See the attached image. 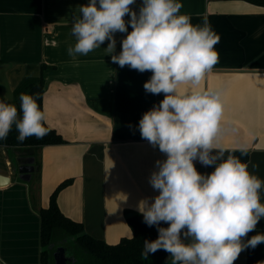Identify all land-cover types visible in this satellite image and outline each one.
Returning a JSON list of instances; mask_svg holds the SVG:
<instances>
[{"label": "crops", "instance_id": "0c3cea01", "mask_svg": "<svg viewBox=\"0 0 264 264\" xmlns=\"http://www.w3.org/2000/svg\"><path fill=\"white\" fill-rule=\"evenodd\" d=\"M87 2L0 0L1 98L13 103L20 81L42 74L46 124L66 140L37 150L40 169L31 182L14 172L15 150L0 146V173L11 176V183L0 187V257L8 264H41L38 210L49 206L51 194L67 179L72 182L57 197L60 210L109 244L133 235L125 211L139 212L143 198L158 194L149 177L165 154L141 137L137 125L164 93L145 91L151 71L112 62L127 33H115L112 54L105 40L87 55H69L76 43L73 20ZM140 4L137 0L130 7L138 12ZM182 4L181 13L190 14L193 24L207 19L220 40L215 45L218 63L198 84L181 83L178 90L219 92L222 116L216 141L225 157L250 162L248 170L264 182V6L248 0ZM42 65L48 68L42 71ZM194 163L201 173L214 170V165ZM259 191L264 203V184ZM257 231L264 232V218L244 239ZM234 264H264V243L243 250Z\"/></svg>", "mask_w": 264, "mask_h": 264}, {"label": "clouds", "instance_id": "9594fccd", "mask_svg": "<svg viewBox=\"0 0 264 264\" xmlns=\"http://www.w3.org/2000/svg\"><path fill=\"white\" fill-rule=\"evenodd\" d=\"M136 2L88 0L81 5L72 24L76 43L68 53L87 55L108 40L106 48L112 54L115 33H127L121 51L111 55L112 62L141 73L151 71L145 91L164 93L137 125L141 137L165 154L155 161L149 177L158 194L137 206L143 221L158 231L156 239L144 240L141 258L163 249L171 254L172 264H234L243 250L264 243L261 231L244 239L264 218L259 191L264 182L248 170L250 162L232 154L225 157L218 145L219 92L178 90L181 83L198 84L218 63L215 45L220 37L207 19L193 24L190 14L181 13L182 0H141L138 12L130 7ZM19 99L18 116L17 106L0 98V139L14 124L19 141L43 138L49 128L36 94L21 93ZM196 160L214 165V170L199 172ZM0 264L8 262L0 257Z\"/></svg>", "mask_w": 264, "mask_h": 264}, {"label": "trees", "instance_id": "16d2710c", "mask_svg": "<svg viewBox=\"0 0 264 264\" xmlns=\"http://www.w3.org/2000/svg\"><path fill=\"white\" fill-rule=\"evenodd\" d=\"M254 4L264 6V0H248ZM48 68L42 65V71ZM45 91V79L40 76H29L23 78L14 90V104L18 109L20 106L21 93L36 94L37 103L43 110V97ZM1 98V93H0ZM49 128V132L43 138L29 136L23 141L17 139L18 131L15 124L5 139H0V146L10 147L21 152L23 155H33L36 165L40 169V162L37 159V150L41 146L64 144L66 140L56 129ZM34 175V174H33ZM31 182V181H30ZM72 179H67L60 183L50 197V204L46 208L38 210L41 220V245L42 255L41 264H55L54 252L60 242H66L73 256L74 264H172L171 254L163 249H158L155 253H150L145 259L141 258L144 247V240H154L158 236L155 226H148L143 221L141 213L126 210L128 224L132 228V237H124L117 244H109L102 239L93 237L85 232L82 223L73 221L65 216L57 202L58 193L68 186ZM161 226L167 227V223L161 222Z\"/></svg>", "mask_w": 264, "mask_h": 264}, {"label": "water", "instance_id": "95a60500", "mask_svg": "<svg viewBox=\"0 0 264 264\" xmlns=\"http://www.w3.org/2000/svg\"><path fill=\"white\" fill-rule=\"evenodd\" d=\"M17 156L15 173H18L20 180L24 182H30L35 171L38 169V166L35 162V157L33 155H23L21 152H15ZM11 183V176L0 173V187L7 186ZM62 252L59 256V251L55 252V264H64L66 261L65 248H61Z\"/></svg>", "mask_w": 264, "mask_h": 264}, {"label": "flooded vegetation", "instance_id": "af4514ba", "mask_svg": "<svg viewBox=\"0 0 264 264\" xmlns=\"http://www.w3.org/2000/svg\"><path fill=\"white\" fill-rule=\"evenodd\" d=\"M61 248H65V254H66V258L68 259H65V263L64 264H74L75 263V257L73 256L69 246L66 245V242L64 243L63 241L59 243V245L57 246V249L56 251L58 250L59 251V256L61 255V252H62V249ZM55 251V252H56ZM55 252H54V257H55Z\"/></svg>", "mask_w": 264, "mask_h": 264}, {"label": "built area", "instance_id": "2783aa9c", "mask_svg": "<svg viewBox=\"0 0 264 264\" xmlns=\"http://www.w3.org/2000/svg\"><path fill=\"white\" fill-rule=\"evenodd\" d=\"M197 162H199L198 160H196Z\"/></svg>", "mask_w": 264, "mask_h": 264}]
</instances>
